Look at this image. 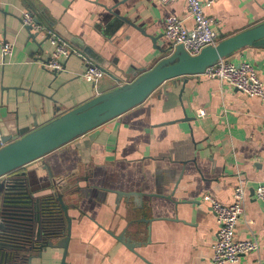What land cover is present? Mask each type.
I'll use <instances>...</instances> for the list:
<instances>
[{
    "label": "crops",
    "instance_id": "1",
    "mask_svg": "<svg viewBox=\"0 0 264 264\" xmlns=\"http://www.w3.org/2000/svg\"><path fill=\"white\" fill-rule=\"evenodd\" d=\"M26 10L101 65V79L76 76L85 71L76 55L63 72L44 68L52 45L23 27ZM205 13L219 37H229L264 21V0H219ZM169 15L192 28L185 0H0V43H13L10 58L0 53L3 137L16 140L154 67L172 51ZM228 59L252 65L264 84V47ZM18 171L34 197L62 195L71 219L65 264H210L217 222L204 197L229 204L240 182L246 203L236 235L259 247L236 264H264V200L254 192L264 179V102L216 79L168 80ZM123 233L133 249L115 238ZM62 256L47 247L27 264H62Z\"/></svg>",
    "mask_w": 264,
    "mask_h": 264
},
{
    "label": "water",
    "instance_id": "2",
    "mask_svg": "<svg viewBox=\"0 0 264 264\" xmlns=\"http://www.w3.org/2000/svg\"><path fill=\"white\" fill-rule=\"evenodd\" d=\"M36 21H39L36 19ZM30 30V28H27ZM34 35H38L35 33ZM220 41L214 46L204 47L197 55L188 54L183 46L178 45L170 54L159 61L148 71L138 75L132 81L125 83L111 91L97 95L83 105L63 113L49 123L32 131H25L23 135L11 140L4 137L5 145L0 147V231L5 229V222L1 215V206L5 197L16 194L30 197L26 179L20 181L22 188L14 189L9 175L18 171L25 165L40 159L52 150L68 143L104 122L120 115L121 113L142 103L153 91L164 82L186 76L201 75L208 67L216 64L220 59L231 56L244 47H264V21L247 28L229 37L220 35ZM37 46L41 49L42 43ZM84 53L95 58L90 48H85ZM19 182V181H17ZM31 194V193H30ZM120 196L129 197L131 194L118 193ZM134 196H139L134 194ZM64 217L66 219V234L56 243L49 242L41 247H58L63 249L62 264L70 240L71 219L67 216V207L62 195L58 194ZM126 247L133 249L135 244L124 233L115 237ZM7 257L6 252L0 248V264Z\"/></svg>",
    "mask_w": 264,
    "mask_h": 264
},
{
    "label": "built area",
    "instance_id": "3",
    "mask_svg": "<svg viewBox=\"0 0 264 264\" xmlns=\"http://www.w3.org/2000/svg\"><path fill=\"white\" fill-rule=\"evenodd\" d=\"M155 1L167 4L173 0ZM218 1L185 0L186 11L193 20L191 29L186 28L183 20L175 15H169L166 18L164 35L172 50L181 45L188 54L197 55L204 47L214 46L220 41L218 33L212 28L211 19L205 13L207 8H211ZM21 21L23 27L42 35L43 40L52 45L48 59L42 63L47 70L54 73L65 71L66 60L76 55L85 64V71L76 76L96 84L105 74L101 65L91 62L81 53L74 51L66 38L36 21L30 11L26 10L22 13ZM12 51L13 43L9 41L0 43V53L3 59L10 58ZM201 75L208 79H216L248 97H256L264 102V84L253 66L247 62H232L228 57L222 58L208 67ZM199 115H204V113L200 112ZM3 138L0 132V147L5 145ZM254 192L258 199L264 200V179L256 186ZM204 200L208 203L217 222L216 240L212 245L210 264H236L240 257L258 249L257 240L240 239L236 235V225L244 214L246 203V189L242 182L234 187L232 202L229 204L219 202L210 194H207ZM5 252L7 257L1 264H6L10 259L9 252Z\"/></svg>",
    "mask_w": 264,
    "mask_h": 264
},
{
    "label": "trees",
    "instance_id": "4",
    "mask_svg": "<svg viewBox=\"0 0 264 264\" xmlns=\"http://www.w3.org/2000/svg\"><path fill=\"white\" fill-rule=\"evenodd\" d=\"M22 176L19 171L9 175L13 190L23 187ZM28 194L29 198L10 194L1 206L6 226L0 231V248L10 254L6 264H27L32 253L66 234V219L57 195Z\"/></svg>",
    "mask_w": 264,
    "mask_h": 264
}]
</instances>
